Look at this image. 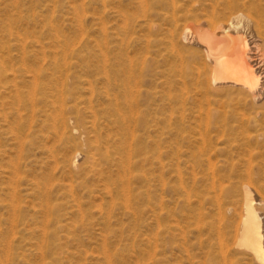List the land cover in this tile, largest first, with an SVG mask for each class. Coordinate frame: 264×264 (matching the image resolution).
I'll use <instances>...</instances> for the list:
<instances>
[{"label":"bare ground","instance_id":"1","mask_svg":"<svg viewBox=\"0 0 264 264\" xmlns=\"http://www.w3.org/2000/svg\"><path fill=\"white\" fill-rule=\"evenodd\" d=\"M152 3L138 1L136 27L161 31L157 90L133 60L1 58L0 222H21L28 200L42 227L32 242L0 228V264H115L104 236L86 259L58 232L95 215L102 235L115 221L121 235L147 236L148 213L164 261L169 251L176 264H264V0ZM188 39L202 51L184 57Z\"/></svg>","mask_w":264,"mask_h":264},{"label":"rangeland","instance_id":"2","mask_svg":"<svg viewBox=\"0 0 264 264\" xmlns=\"http://www.w3.org/2000/svg\"><path fill=\"white\" fill-rule=\"evenodd\" d=\"M138 1H142V4L154 7L152 0H0V60L2 58L4 62L8 61L7 63H18L23 59L25 61L27 60V62L38 63L60 60L73 63H79L80 60V63H92L103 58L106 59L108 63L112 64H126L130 60H133L143 66L145 72L147 71V76L145 77L147 83L146 87L157 90L159 87V65L161 64V58L157 51L160 47L159 38L161 31H159L157 27L149 28L144 24L141 27H136L138 22L140 23L139 20L141 15L139 14L141 11L138 8ZM76 8L79 9L78 13L82 11V13L79 14L80 16L76 13ZM151 19L154 20V23L158 22L155 17ZM246 31L248 33V35L246 34L248 41H250V39L252 40V33L248 32V30ZM10 32L13 35H10ZM55 34L58 35L57 38ZM18 37L20 41L21 39H23V41L16 42L15 39ZM144 37H146V39ZM38 40L41 43L38 42ZM23 42L24 44H22ZM193 42L194 41L188 39L183 43L182 55L184 57H189L194 52L200 53L202 51L203 47L197 44L196 41ZM21 45H23L25 49L23 46L21 47ZM22 50L24 53H22ZM21 55L23 56L21 57ZM7 56L9 57L7 58ZM24 56H26V59ZM163 89L165 91L162 97L163 111H166L169 109L166 97L169 94H167L168 92H166L167 90L164 86ZM171 93H174V96L177 95L175 91H171ZM75 157L74 160H76V163H84L85 159L82 153H78ZM167 176L170 179L171 173ZM2 185H5V183L0 180V186ZM3 197L5 198V196L1 194L0 206L4 204ZM253 197L254 202H257L258 196L253 193ZM24 201L23 204L26 203L24 204L25 208L30 213L26 212V217L24 216V219L19 223L15 222L16 225L10 221L5 222L1 220L0 228L2 230V237L8 239L10 236V238L14 237L16 240L24 238L29 240V242H32L34 237H40L38 231H40L42 226H40V228L38 226L41 221L40 219H38L40 222L37 221V223L34 219L32 221L31 202L29 203L28 200ZM97 201L96 203H99ZM169 206L171 207V205ZM91 207L89 211L94 213L95 208ZM7 214V209L0 207V216L5 218L8 216ZM25 220L29 221V225ZM155 222L156 221L150 213L146 214L144 223H146L147 230L146 226L142 227L144 229L141 230L144 232L146 231L145 233L147 236L142 235L130 239L131 237L127 236V232H124L122 235L119 233L120 230L126 229V227H124L125 224H120L115 221H113L112 224L113 228L112 225L110 226L111 232L110 229H106L108 233L104 231L102 235L101 226L97 223V220H95V215H93L92 217H86L85 225H82L78 221L69 222L67 224L68 226H66L69 233L65 229L59 231L58 235L64 237L65 234H68V238L61 237L62 242H67L66 245L71 247L70 249L73 251L79 249L81 255L84 253V256H82L86 259L89 256H96L99 254L98 248H100V245L98 244H101V239L105 237L109 250L115 254V264H176V255L174 253L171 254L169 251L165 254L167 261L163 260L159 240L160 227L155 224ZM9 223H11V225ZM116 223L119 225H116ZM144 223L143 225H145ZM14 226L16 227L15 230L24 226L23 228H25V231H23L22 235L16 234L14 229V231L11 230ZM9 227H11V229ZM8 229L9 231H13V233L9 232ZM70 231L73 232L74 235ZM7 233L9 236L6 235ZM82 248H84L83 251L86 250V253L82 251Z\"/></svg>","mask_w":264,"mask_h":264}]
</instances>
